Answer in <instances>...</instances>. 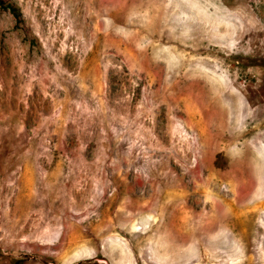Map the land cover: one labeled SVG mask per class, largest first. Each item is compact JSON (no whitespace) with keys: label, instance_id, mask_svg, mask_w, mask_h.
Returning <instances> with one entry per match:
<instances>
[{"label":"rangeland","instance_id":"obj_1","mask_svg":"<svg viewBox=\"0 0 264 264\" xmlns=\"http://www.w3.org/2000/svg\"><path fill=\"white\" fill-rule=\"evenodd\" d=\"M0 264H264V0H0Z\"/></svg>","mask_w":264,"mask_h":264}]
</instances>
